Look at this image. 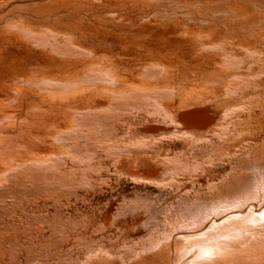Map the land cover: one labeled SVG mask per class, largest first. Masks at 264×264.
<instances>
[{"label": "bare ground", "instance_id": "1", "mask_svg": "<svg viewBox=\"0 0 264 264\" xmlns=\"http://www.w3.org/2000/svg\"><path fill=\"white\" fill-rule=\"evenodd\" d=\"M0 264H264V0H0Z\"/></svg>", "mask_w": 264, "mask_h": 264}]
</instances>
